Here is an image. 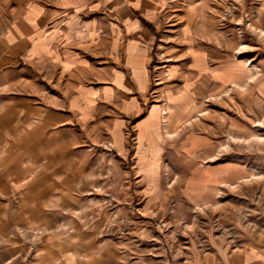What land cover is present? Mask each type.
<instances>
[{
  "label": "rangeland",
  "instance_id": "1",
  "mask_svg": "<svg viewBox=\"0 0 264 264\" xmlns=\"http://www.w3.org/2000/svg\"><path fill=\"white\" fill-rule=\"evenodd\" d=\"M167 3L125 150L66 163L77 206L12 230L20 264H224L264 235V0Z\"/></svg>",
  "mask_w": 264,
  "mask_h": 264
},
{
  "label": "crops",
  "instance_id": "2",
  "mask_svg": "<svg viewBox=\"0 0 264 264\" xmlns=\"http://www.w3.org/2000/svg\"><path fill=\"white\" fill-rule=\"evenodd\" d=\"M0 1V264H20L12 230L77 206L66 163L106 131L125 150L169 0ZM224 264H264V235Z\"/></svg>",
  "mask_w": 264,
  "mask_h": 264
},
{
  "label": "built area",
  "instance_id": "3",
  "mask_svg": "<svg viewBox=\"0 0 264 264\" xmlns=\"http://www.w3.org/2000/svg\"><path fill=\"white\" fill-rule=\"evenodd\" d=\"M90 1H98V0H90Z\"/></svg>",
  "mask_w": 264,
  "mask_h": 264
}]
</instances>
